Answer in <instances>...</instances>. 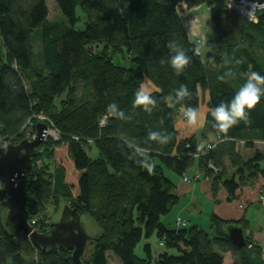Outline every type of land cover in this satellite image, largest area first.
Masks as SVG:
<instances>
[{
  "label": "trees",
  "instance_id": "1",
  "mask_svg": "<svg viewBox=\"0 0 264 264\" xmlns=\"http://www.w3.org/2000/svg\"><path fill=\"white\" fill-rule=\"evenodd\" d=\"M228 1L55 0L67 24L48 19L45 0H0V146L24 139L37 115L59 130L60 140H45L29 159L27 209L43 232L48 224L38 215L63 197L92 218L100 233L89 242L90 255L81 257L84 264H108V252L120 264H264L261 246L244 231V217L222 219L212 212L211 233L161 221L179 199L164 169L182 178L196 168L209 179L212 197L223 187L229 201L243 186L264 181V151L255 147L264 142V8L252 21ZM182 4H204L212 22L198 54L181 21ZM77 6L86 18L82 29L74 27ZM97 43L102 50L93 52ZM109 49H126L132 66L115 65ZM204 92L202 135L223 140L201 155L206 143L200 148L197 135L180 138L175 121L180 108L194 114ZM62 142L81 172L76 195L51 169ZM240 143L252 150L246 158ZM5 212L0 203V264L14 253L27 264H74L63 247L43 250L22 231L13 236ZM230 224L243 228V245L228 237ZM154 233L163 251L153 256L145 242L144 256H137V243Z\"/></svg>",
  "mask_w": 264,
  "mask_h": 264
},
{
  "label": "crops",
  "instance_id": "2",
  "mask_svg": "<svg viewBox=\"0 0 264 264\" xmlns=\"http://www.w3.org/2000/svg\"><path fill=\"white\" fill-rule=\"evenodd\" d=\"M196 6V7H200ZM193 7V8H196ZM190 8V9H193ZM181 21L186 28L187 34L192 41V37L195 38L199 36L203 39L202 32L198 30V27L183 18L180 14ZM189 21V22H188ZM201 35V36H200ZM203 49H204V39ZM146 88H151L147 83ZM203 99L207 98V93L202 94ZM207 106H204L194 113L188 116L187 120L182 121L177 119L175 121L176 129L180 138L187 137L190 135L199 136V147L202 148L206 142L212 140L213 134L204 132V122H205V112ZM185 111L180 112V115L184 114ZM178 116L179 118L181 116ZM54 158L58 163H62L66 167L65 171V182L74 186L73 194L76 195L79 191L78 189V178L80 176V171L75 169L72 159L68 155V148L66 144L59 145L54 149ZM198 174V179L185 182L180 176L175 174H165L174 184L175 191L179 195L178 203L173 206L169 214L173 215L172 225L174 226V220L177 216L187 220L188 224L197 225L191 217L190 210L198 209L199 203L198 199H201L205 204L209 205V214L213 211L217 216L222 219H233L239 220L245 218L244 231L246 234H250L251 240L257 242L262 248V257L264 259V181L262 178H257L252 184L243 186L236 191V197L233 201L227 200V192L221 187L219 188L215 197H212L210 191V182L208 178H203L202 173L194 168L192 171H188L186 175L192 176ZM185 199V200H184ZM182 202V203H181ZM184 210H187V214L184 215ZM202 209H198L200 211ZM167 217V215H166ZM165 217V218H166ZM165 218L161 221L164 223ZM209 229V228H208ZM149 243V242H148Z\"/></svg>",
  "mask_w": 264,
  "mask_h": 264
},
{
  "label": "water",
  "instance_id": "3",
  "mask_svg": "<svg viewBox=\"0 0 264 264\" xmlns=\"http://www.w3.org/2000/svg\"><path fill=\"white\" fill-rule=\"evenodd\" d=\"M47 129L45 122L38 121L32 139L0 146V203L6 209L5 223L13 236L22 231L43 250L63 247L71 252L74 264H84L81 257L86 253L92 236L81 221V209L77 206L63 204L58 220L51 222L49 229L44 232L33 230L29 224L28 195L24 187L25 169L31 155L47 134ZM226 233L234 244L241 246L245 243L241 226L230 224L226 227Z\"/></svg>",
  "mask_w": 264,
  "mask_h": 264
},
{
  "label": "rangeland",
  "instance_id": "4",
  "mask_svg": "<svg viewBox=\"0 0 264 264\" xmlns=\"http://www.w3.org/2000/svg\"><path fill=\"white\" fill-rule=\"evenodd\" d=\"M45 3H46V6H47V9H48V19L50 21H63V22L68 24L67 19L61 14V12H60L55 0H45ZM75 12H76V15L78 17V21L76 22L74 27L76 29H82L83 26H84V21L86 19L85 15H84L83 11L80 9L79 6L76 7ZM180 14H181V16L183 18H187V20H189L190 22H192L193 24H195L198 27V30H200L202 32V35H203L202 37H203L204 40H205V37L208 38L209 36L212 35V22H211V19L209 17V13H208L207 7L204 4L201 5L200 7H196V8H193V9H188L184 4H182V12H180ZM249 20L256 21L257 20V14H256L255 19H249ZM197 38H200V37L197 36ZM192 39H194V38L192 37ZM92 46H93V48H92L93 52H100L102 50V47H103L102 44H98V43L95 44V45L93 44ZM195 46L200 51L203 50V42L202 41L201 42H196ZM34 52H35V55H34V60H35L37 58V56H36L37 43L36 42H34ZM3 54H4V47H3V44H2V42L0 40V57H2ZM109 55L111 56L112 61L114 62L115 65L124 66V67L132 66L131 57L128 54V52L126 51V49H124L121 52H117V51L109 49ZM64 96H65V92L63 94H61L60 97L63 98ZM205 101H206V99H203V96H202V102L200 104L201 108L206 106ZM183 111H185L183 108L179 109V111L177 113L176 120L177 119H181L182 121L187 120V118L184 119V118H182V115H180V112H183ZM179 115L181 116L180 118L178 117ZM37 119L38 120H40V119L44 120L45 119V121H47L46 118H44V119L43 118H37ZM51 126H53V128L49 127L50 130H55L54 128H56V127L53 124H51ZM33 129L35 130V127L32 128L31 131ZM24 135H26V134H24ZM60 137H61V133H60ZM47 139H53V137L48 135ZM60 139L61 138H59V140ZM212 139H214V136H213ZM53 140H55V139H53ZM43 142L44 141H42V143ZM90 142H92V141L89 140V143ZM63 144L64 143L62 142L61 145H63ZM255 147L259 148V149H262L264 151V142H260V141L255 142ZM239 149H240L241 153L243 154L244 158L248 157L252 153V150L249 149V148H244L242 143H240ZM88 154H89L90 157L94 158L96 156V154H97L95 148L92 147L91 149H89L88 150ZM223 164H224V167H225V170H226L227 173H230V172L233 171V166H231V163L229 162V160L225 159ZM51 169L54 170V173L56 175L62 173L64 175V181H66L65 180L66 167L64 165H62V163H58L55 160L54 154H53V158L51 160ZM192 170H193V167L189 169V171H192ZM164 172L167 175L168 174H173L172 172H170L167 169H164ZM188 178L190 179L188 182L196 180V179H198V174H194L192 176H188ZM74 189L75 188L73 186L72 189H71L72 193H73ZM66 201H68L67 198L63 197L57 204L50 203L49 205H47L46 208L43 210V212L38 215L39 218L41 219V224H43V225L48 224V228H49V224L52 221H55V220H57L59 218L60 212H61V208H62L64 203H67ZM231 201H233V199ZM197 202L200 205L199 208L202 209V210L197 211L199 208L198 209L197 208L196 209L193 208L192 210H190V214L187 212V210H184V215L188 213L189 215H191L192 219L194 221H196L195 223H197V225L199 227H201L204 230H206L207 232L211 233V230L209 228V216H210V214H209V211H210L209 205L205 204L201 199H198ZM3 212H4V210H3ZM212 212L213 211H211V213ZM166 215H167V217H166ZM166 215L161 216V219L166 217L165 220H164L165 221L164 224H166V225H168L170 227V225H172V220L171 219H172L173 215L172 214L170 215L169 213L166 214ZM81 221L83 222L87 232L91 236H97L100 233L99 226H97L96 222L92 218L87 216L86 214H84V213L81 214ZM41 232H43V231H41ZM145 242H149L151 244L152 255L153 256H156L158 253L162 252L163 249H164V246L160 245V240H158V238L156 237V235L154 233L148 238L142 237L141 240L135 246L134 252L139 257H143L144 256L143 245H144ZM91 248L87 249V252H86L87 257L91 253ZM170 252L171 253H176L175 250H170ZM107 254H108L107 255L108 256L107 257L108 258V264H120V260H119L118 257H116L115 255H113L110 252H108ZM7 264H27V261H25V259H23V255L21 253H14V254H12L9 257Z\"/></svg>",
  "mask_w": 264,
  "mask_h": 264
},
{
  "label": "built area",
  "instance_id": "5",
  "mask_svg": "<svg viewBox=\"0 0 264 264\" xmlns=\"http://www.w3.org/2000/svg\"><path fill=\"white\" fill-rule=\"evenodd\" d=\"M227 5L229 8L240 13L241 15L246 17L247 19H255L257 12L264 8V1L229 0ZM193 41H194V43L201 42L202 39L196 37L193 39ZM193 51L197 54L199 53V49L197 47H194ZM37 118H43V119L46 118L47 119V121H45V119L44 120H41V119L38 120L37 119V122L38 121L45 122L48 126L47 134L43 137V141H45L48 138V135L52 136L53 139H55V140H58L60 138L59 130H57L56 128H54L55 130H50L49 127L53 128V126H51L52 123L50 122V120L47 117H45L43 115H37ZM182 118H184V119L188 118V114H186V113L182 114ZM105 122H106V115H104L100 118L99 125H104ZM28 125L31 127L34 125V123L31 121H28ZM33 131L35 132L34 129L32 131H31V129H29V131L26 132L24 139H29V140L32 139L34 136ZM48 131H51L52 133H48ZM221 140H223V138H221L219 135H215L214 139L206 142L204 150H202L199 154L202 155V154L206 153L208 150L212 149ZM199 154H196V155H199ZM182 180L185 182H188L190 179L188 178L187 175H184L182 177ZM29 224L31 225L33 230H37V231L41 232L40 231V224L38 223V218H29ZM174 225L176 227H184L187 225V221L185 219L181 218L180 216H177L175 218ZM160 245H162V242H160Z\"/></svg>",
  "mask_w": 264,
  "mask_h": 264
},
{
  "label": "bare ground",
  "instance_id": "6",
  "mask_svg": "<svg viewBox=\"0 0 264 264\" xmlns=\"http://www.w3.org/2000/svg\"><path fill=\"white\" fill-rule=\"evenodd\" d=\"M48 133H52L51 131H48Z\"/></svg>",
  "mask_w": 264,
  "mask_h": 264
},
{
  "label": "flooded vegetation",
  "instance_id": "7",
  "mask_svg": "<svg viewBox=\"0 0 264 264\" xmlns=\"http://www.w3.org/2000/svg\"><path fill=\"white\" fill-rule=\"evenodd\" d=\"M57 220H58V219H57ZM55 221H56V220H55ZM52 222H54V221H52ZM48 229H49V228H48ZM48 229H47V230H48Z\"/></svg>",
  "mask_w": 264,
  "mask_h": 264
}]
</instances>
